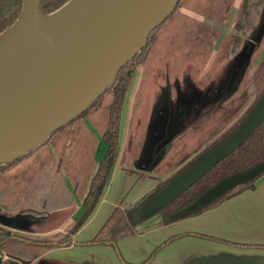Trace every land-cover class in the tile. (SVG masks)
Segmentation results:
<instances>
[{
    "label": "rangeland",
    "instance_id": "374dc122",
    "mask_svg": "<svg viewBox=\"0 0 264 264\" xmlns=\"http://www.w3.org/2000/svg\"><path fill=\"white\" fill-rule=\"evenodd\" d=\"M238 2L239 0L232 2L231 6L228 7L227 17L220 23L211 18L207 9L205 12L202 11L199 8L201 3L198 4L197 0H183L175 6L171 17L153 29L152 34L156 39L151 40L146 57L141 53L139 57L133 60L132 67L134 70L129 81V85H131L130 89L132 88L130 94L132 95L133 93V103L130 109L129 122L126 123V95L118 129L117 147L121 144L123 150L119 163L125 162L126 158L132 155L130 148H134V146L143 150L140 155V157H143L146 153L144 148L154 146L159 131L163 130L164 134L169 135L168 131L172 130L178 121L183 128L170 145L173 146L172 153L161 161L158 166H154L155 168L158 167L159 172H163L181 158L187 155L192 157V154L194 155L200 151L202 147L195 148L198 144L207 145L210 141L219 137L253 100L257 90L264 83V64H262L264 61V38L262 39L264 37V26L261 28V39L255 43V48L252 47L253 51L247 63L248 65L240 77L236 88L223 101H213L218 96L223 95L237 57H240L241 54L240 52L239 55H228L225 46L228 34H240L231 27ZM222 11L223 7H221L219 12L221 13ZM212 31L217 32L218 35L212 46L209 47L210 32ZM137 81L140 85L136 88L134 82L136 83ZM108 94L109 92L101 97L95 106L89 108L86 117L81 118L75 125L72 123L74 129L70 130L69 138L65 143V149L64 138L60 136L59 138L51 137L42 140L38 145L21 153L13 165L0 167V180H2L7 179L8 175L19 171H29L30 177H32L31 172L38 173L40 166L47 165V168H49L55 162V170L53 171L52 169L47 172L50 178H48L47 187H45L46 190L44 192L48 193L49 189L56 190L57 193L61 192L63 196L42 199V192L39 189H28V192L23 191V196L19 192L15 196L21 204L27 198H30L29 203L39 209L40 207H47L64 199L65 177L63 178V175L57 171V167L60 164L62 165L59 160L65 163L64 167L67 166L66 157L63 156L65 153L62 152H65L68 144H70V147H68L69 152L77 153L74 158L75 165L73 168H67L66 171L70 174V169H73V174L77 176L78 172L76 171L80 169L83 171V183L88 180L89 174L93 173L97 161L105 154L106 145L102 140L101 132L106 129L108 123L107 109L104 107ZM131 95L128 94V96ZM79 134L82 135L81 144L77 146L78 144L76 143L74 146ZM159 140L156 141V147L162 142H159ZM162 146L168 145L163 144ZM115 160L116 158L112 163L110 174L112 189H121L123 185H126L127 187L123 193V203L131 204L152 186L145 183L146 180L151 182V178H149L150 173H143L142 175H138V179H135L127 173L125 174L120 167H115L116 165L118 166V159L116 162ZM151 169H153L152 165L149 166L148 170ZM44 175L45 173L39 177L41 181L47 176ZM32 181L33 178L32 180L30 179L31 183ZM67 210L61 209L51 212L44 222L36 223V228L45 229L48 226L61 222ZM147 217L144 220V225L149 228L148 231L161 229L165 225L162 221L157 220L159 219L157 213ZM4 222L9 225L17 224L30 230L35 220L30 215L7 216L0 214V223L5 225ZM62 231L66 232V229L63 228ZM28 234L40 240L45 238H52L53 240L61 238L60 235L51 236L52 234L45 236ZM28 234L23 233V235L27 236ZM175 234H169L161 242ZM161 242L149 249L143 259L145 260L153 252L152 256L143 264L146 262H148L147 264H155V257L158 259L161 257L162 259L166 255L172 254L168 247L159 251L162 246L153 251ZM18 245L27 247L26 253L28 255L37 251L41 246L38 243L29 242L28 245H25L24 243L14 241L8 244L7 247L15 251ZM109 246L110 250L113 251V256L121 264H131L123 259L117 243L116 247L113 245ZM140 263L141 261L137 262V264ZM248 264L260 263L250 262Z\"/></svg>",
    "mask_w": 264,
    "mask_h": 264
},
{
    "label": "water",
    "instance_id": "95a60500",
    "mask_svg": "<svg viewBox=\"0 0 264 264\" xmlns=\"http://www.w3.org/2000/svg\"><path fill=\"white\" fill-rule=\"evenodd\" d=\"M38 2L22 0L19 18L0 32V49L15 41L34 43L33 52L0 68V162L19 157L89 107L177 0H70L49 14L38 11ZM242 57L243 51L237 66ZM263 116L264 90L234 132L153 196L141 213L160 208L191 186L242 144ZM262 170L264 160L226 175L168 219L189 214Z\"/></svg>",
    "mask_w": 264,
    "mask_h": 264
},
{
    "label": "trees",
    "instance_id": "16d2710c",
    "mask_svg": "<svg viewBox=\"0 0 264 264\" xmlns=\"http://www.w3.org/2000/svg\"><path fill=\"white\" fill-rule=\"evenodd\" d=\"M68 1L70 0H39L38 11H40L42 14L53 13L56 9L62 7ZM182 1L183 0H177L175 6L177 4H180ZM233 1L234 0H197L198 4L201 3V6H199V8L204 12L207 9L211 18L219 21L220 23H222L227 17V12L229 10L228 7L231 6ZM22 5V0H0V32L4 31L8 26L16 22V20L22 13ZM221 7H223V11L220 13L219 11ZM173 12L174 10L172 11V13ZM172 13L168 16V18L171 17ZM234 15L235 16L233 17L231 27L234 31L240 33L241 35L235 33L228 34V36L226 37L227 41H225V46L227 48L226 53L233 56L236 54L239 55L240 52L242 53L244 49L243 57L241 59L240 66H237V63L234 64L235 66L233 68V72L228 78V83L225 86L223 95L218 96L217 99L213 101H223L224 99H226L239 83L240 77L243 75V72L246 69L248 65L247 63L252 54V47H254L255 43L259 41V39H261V28L264 26V0H239ZM152 31L148 33L149 35L146 44L132 58H130L125 64H123L112 82L109 83L107 88L92 101L89 107L77 113L75 117L71 118V120L63 123L58 128L49 132V134L47 135L48 137L46 139L51 137L59 138V136L61 138H64L63 143L65 148V143L69 138L68 135L70 133V130L74 129V125L79 120H81V118L86 117L89 108L95 106L98 103V100L109 92L108 98L106 100L107 102L104 104V107H106L107 109L108 123L106 129L101 132L102 140L106 145L105 154L99 161H97L94 167L95 170L88 179V189L80 199L82 210L77 217H75L72 221L64 226L66 232H63L61 230L51 235L61 236V238H58L56 240H53L52 238H45L43 240L36 239L35 236H31L29 234L28 236L23 235L21 231L9 228L0 223V252H3L6 255V258H1L0 264H14V261H20L22 264H29V261L33 257H35V255H37L40 250L70 244L72 242L71 234L75 233L78 230V228L85 222L87 217L94 210V207L96 206L98 199L106 186L110 175L111 166L117 153L116 150L118 146L120 111L124 102L123 100L126 91L129 87L130 78L134 70L132 67L133 60L136 57H139L141 53L144 57H146L148 46L150 45L151 40L156 39L152 34ZM217 35V32H210L211 39L209 42V47L212 46ZM263 38L264 37H262V39ZM238 58L239 56L237 57V60ZM262 64H264V61L262 62ZM263 90L264 83L260 87V89L257 90L256 95L254 96L250 104L241 112V115L228 128L225 129L224 133H222L214 140L210 141L209 144L202 147L201 150L192 155L189 160L176 168V170L172 174L160 180H157L156 184L151 189L144 192V194L140 196L135 202L127 205V207L115 206L108 216V219L97 229L93 237L85 241H78L75 243H104L116 247L117 240L121 237L127 236L128 233L132 232V228L136 224L147 218V216L157 213L159 216H161V220L165 223L174 221L176 219H168V215L170 213L194 201L195 197H197L211 185L216 183V181L220 180L223 177H226V175L228 174L241 172L244 169L255 165L260 160H264L263 116L253 132L250 133V135L242 142V144L226 154L224 158L219 160L213 167H211L196 181H194L191 186L178 193L176 197H174L168 203L162 205L160 208L151 212H144L143 214L141 213V209L148 201H150L153 196L159 193L160 190L164 189L167 185L170 184V182L176 179L177 176L188 169L193 164V162L204 156L209 152V150L213 149V147L223 142L226 137L234 132V130L241 124V122L248 115L249 111L258 101L259 95ZM81 138L82 135L79 134L78 138L75 140L74 146L76 145V143L78 144L77 146H80ZM76 153L77 152H71V154L63 155L64 157H66L65 159L67 161V166L65 167V163H63L62 160H59V162L62 163V165L60 164L59 167H61L67 175L68 172L66 171V169L71 167L73 168V166L75 165L74 158L76 157ZM17 158L11 159L10 161H1L0 167L13 165ZM54 164L55 162L52 164L53 166L49 168H47V165H44L43 167L40 166L41 168L39 167L40 171L38 174L31 172L33 175L32 177H30L29 171H19L14 174L8 175V177H6L7 179L0 180V214L7 216L32 214L42 220L46 217L47 212L50 208L59 207L52 204L50 206H44L37 209L29 203L30 198H27L23 204L18 201V198H15L18 192L21 196H23V191H27L28 189L34 190L37 188L40 190L42 189L41 187H47L46 185L48 183V178H50V176L47 175V172L48 170H55ZM70 170L73 174V169ZM57 171L60 172L59 169ZM263 171L264 170H262L261 172ZM76 172L82 173L83 171L78 169ZM261 172H259V174L254 176L253 178L248 179L241 184H237L233 188L227 190L226 193L215 197L214 199L210 200V202L194 209V211L186 215H194V213H198L204 209L210 208V206H213L226 199L227 196L239 193L245 188H252L254 186V180L260 175ZM43 173H45L44 176H47L44 177L41 181L39 177L42 176ZM32 178L33 181L31 183L30 179L32 180ZM41 196L42 199H46V197H62L63 194H61V192L57 193L56 190L53 191L49 189L48 193L44 192V194H41ZM178 235H181V233L166 238L163 242H161V244L156 246L153 251H156V249L161 247L162 244L178 237ZM14 241L24 243L25 245H28L29 242L38 243L41 246L39 249H37V251L28 255L26 253L27 247L25 248L21 245H18L16 246L15 251H12L10 247H7L8 244H11ZM152 253L144 261H141L140 264L151 258Z\"/></svg>",
    "mask_w": 264,
    "mask_h": 264
},
{
    "label": "crops",
    "instance_id": "0c3cea01",
    "mask_svg": "<svg viewBox=\"0 0 264 264\" xmlns=\"http://www.w3.org/2000/svg\"><path fill=\"white\" fill-rule=\"evenodd\" d=\"M134 84H136V88L140 85L138 81L134 82ZM130 86L125 94V96L127 95V108L125 111V115L127 112V119L124 115L126 123L129 122L130 109L133 103V93L132 95L130 94L132 91ZM128 94L131 96H128ZM123 107L124 102L120 115ZM182 128L183 126H180L177 121L175 127L168 131L169 135L164 134L163 130L159 131L156 141L162 138L159 140V142H162L158 144V147H156L157 143L155 141L153 147L144 148L146 153L143 157H140L143 150L134 146V148H130L132 155L121 163L119 162L123 155V150L120 144L117 147L115 156L116 160L118 159V166L116 165L115 167H120L125 174L127 173L135 179H138V175L149 172L151 182L146 180L145 183L152 185L151 189L157 180L172 174L179 165L191 157L187 155L181 158L163 172H159L158 167H154L158 166L161 161L172 153L173 146L170 145ZM163 144L168 146H162ZM69 145H67V149L63 153L71 154L68 149ZM204 145L198 144L194 147L201 148ZM150 165H152L153 169L148 170ZM58 169L63 178L65 177V197L60 202L53 203L54 206L59 207L50 208L46 217L42 220L30 214L35 220L30 230L15 225L7 227L27 234L45 236L63 230L67 223L78 216L82 210L80 199L88 189V180L83 183V173H78L77 176L72 173L67 175L59 165ZM91 175L92 172L89 177ZM110 176L94 210L78 230L71 234L72 242L67 245L40 250L29 261V264H121L113 256V251L110 250L111 248L108 244L75 243L93 237L97 229L108 219L115 206L127 207L130 204L123 203V193L127 186L123 185L121 189L113 190ZM83 185L85 186L82 188ZM41 188L40 191L44 194L46 189L45 187ZM61 209H68L64 217L65 220L63 219L64 221L62 220L45 229L36 228V223L44 222L51 212ZM144 220L140 222L141 224H136L137 226L135 225L132 228V232L128 233L127 236L117 240L118 249L121 251L123 259L131 264L143 261L149 249L171 233H181V235L162 245L159 251L168 247L172 254L166 255L162 259L161 257L159 259L155 257V264H248L250 262L264 264V171L254 180L252 188H245L239 193L227 196L226 199L210 206V208L194 213V215L185 216L167 223L163 222L161 216H159L157 220L165 224L161 229L152 228L154 230L148 231L149 228L145 227ZM0 256L1 258H6L3 252H0ZM17 262L22 264L20 261Z\"/></svg>",
    "mask_w": 264,
    "mask_h": 264
},
{
    "label": "bare ground",
    "instance_id": "6f19581e",
    "mask_svg": "<svg viewBox=\"0 0 264 264\" xmlns=\"http://www.w3.org/2000/svg\"><path fill=\"white\" fill-rule=\"evenodd\" d=\"M43 23V22H42ZM34 51L30 40L15 41L0 49V68Z\"/></svg>",
    "mask_w": 264,
    "mask_h": 264
}]
</instances>
